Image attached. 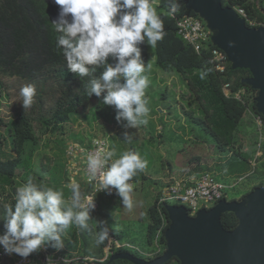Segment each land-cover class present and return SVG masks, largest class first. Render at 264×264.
<instances>
[{"label":"trees","instance_id":"1","mask_svg":"<svg viewBox=\"0 0 264 264\" xmlns=\"http://www.w3.org/2000/svg\"><path fill=\"white\" fill-rule=\"evenodd\" d=\"M221 1L223 7L243 11L244 17L238 16L245 21L247 28L264 27V0ZM187 3L188 0H179L178 10L172 13L168 0H151V6L163 20L166 31L164 38L153 48L154 65L165 74L176 73L181 77L186 88L191 91L188 99L196 103L194 108L183 110V114L211 138L210 148H205L201 139H195L194 153L184 159L180 169L181 178H199L208 174L215 182L226 186L219 201L240 202L255 189L264 187V136L261 142L259 139L254 141L256 152L260 153L255 157L243 152L238 138L244 119L250 114L261 117L264 135V118L256 110L257 91L243 84L245 79L251 77L248 70H233L221 51L224 55L222 60H214L212 50L217 47L211 39L202 44L198 53L181 39L176 22L184 17L202 20L208 30L206 22L187 9ZM58 7L52 0H0V99H4L3 95L5 99L9 98L4 79L24 85L31 83L37 89L30 108L23 110L20 101L11 105L12 108L5 106L6 112L0 111V214L5 205H14L16 188L29 176L38 186L62 190L65 200L71 204L69 199L72 190L68 188L70 179L66 173L65 157L68 144L64 146V143L57 142V161L44 155L38 169H33L32 158L40 147L42 136L55 138L62 134L64 126L72 118L91 106L98 113L101 105H104L95 95L87 97L85 85L89 77L81 78L69 72L63 56L56 49L58 33L50 22L57 17ZM140 47L146 66V43ZM160 97L166 98V94L162 93ZM8 109L12 111L7 112ZM149 114L152 118L157 113L150 111ZM35 127H38L39 133ZM72 140L81 146H89L91 142L81 137ZM213 156L215 161L210 163L209 158ZM171 168L168 165L170 173ZM137 179L144 181L146 176L138 171L130 181ZM237 181L245 184L243 186L249 185V191L243 194L238 191L237 196H229V186ZM161 192L155 195L147 207L144 243L154 251L152 255L120 242V232L106 223L109 236L103 244L97 245L100 225L99 221L94 222L92 211L95 210L90 212L86 230L72 226L63 234L62 250L57 252L48 245L45 247L57 256L76 259L72 264H131L124 260L109 262L111 256L122 253L147 262L159 258L166 251L165 233L171 225L165 208L179 206L170 202L159 204ZM221 225L230 232L236 229L238 220L233 213H224ZM2 232L3 221L0 220V234ZM110 239L113 242H109ZM108 242L109 248L105 253ZM166 264L180 262L174 258Z\"/></svg>","mask_w":264,"mask_h":264},{"label":"clouds","instance_id":"2","mask_svg":"<svg viewBox=\"0 0 264 264\" xmlns=\"http://www.w3.org/2000/svg\"><path fill=\"white\" fill-rule=\"evenodd\" d=\"M59 6L57 17L50 23L58 33L56 49L63 56L69 72L78 77H89L85 85L87 97L95 95L104 105L113 108L117 124L125 129L147 123L149 109L145 90L149 80L145 72L141 44L155 47L166 35L164 22L151 6V0H52ZM175 13L179 0H168ZM111 59V62H109ZM99 73V75H96ZM21 106L30 108L37 95L34 84L20 88ZM123 122V123H122ZM124 139L131 143L128 132ZM114 150L90 155L87 158L88 181H98V191L122 198L129 210L132 200L129 181L143 171L147 161L136 152L127 151L118 158ZM14 205H5L0 220V251L27 259L39 253L45 245L59 252L64 248L62 233L72 226L88 228L90 212L95 208L82 207L80 194L72 190L71 204L62 190L38 186L29 176L14 194ZM100 231L96 244L108 238L104 222L99 221ZM45 264H55L52 256Z\"/></svg>","mask_w":264,"mask_h":264},{"label":"rangeland","instance_id":"3","mask_svg":"<svg viewBox=\"0 0 264 264\" xmlns=\"http://www.w3.org/2000/svg\"><path fill=\"white\" fill-rule=\"evenodd\" d=\"M208 32L211 38L217 34L209 27ZM146 54L147 65L143 73L149 80V85L145 90L146 106L149 113L150 111L157 113L155 116L151 118L148 113L146 124L125 129L121 124H117L114 110L111 107L101 105L96 113L94 106H91L77 117L72 118L64 126L62 134H58L55 138L49 135L41 137L40 147L32 158V167L38 169L44 155L57 161L56 143L60 141L66 146L69 143H75L72 140L74 137H81L85 140L104 138L107 141L108 150L115 152L113 160L127 151L137 152L141 159L147 161L146 168L140 171L146 179L129 181L132 186V191L129 193L132 208L129 210L123 206L122 198L118 195L114 197L96 196L94 199L98 208L92 211V216L94 222L102 221L119 231L120 242L129 244L131 248L140 250L144 254L148 251L149 253L146 254L152 255L154 251L144 243L147 207L152 203L155 195L164 190L167 182L181 178L180 169L184 165V159L194 153L195 139H201L204 147L210 148L211 138L183 114V110L194 108L196 103L188 99L191 91L186 88L181 77L176 73L165 74L157 69L154 65L153 47L147 44ZM3 82L8 86L9 98L5 99L3 95L4 99H0V111L6 112L5 106L12 108L11 105L22 101L19 91L24 84L10 79H4ZM162 93L166 94V98L160 97ZM9 111L12 109H8L7 112ZM35 129L39 133L38 127ZM124 132L131 134V143L124 139ZM257 135L251 115L246 116L238 135L244 153L254 155V157L260 155L254 146V141L259 139ZM209 161L214 162L215 157H210ZM168 165L172 166L171 173ZM66 173L68 175L67 166ZM243 185L245 184L240 181L231 184L229 196H237L238 191L241 194L249 191L250 186ZM240 202H247V197ZM67 232L68 229L62 233V236ZM109 242L113 240L110 239ZM109 242L104 248L105 253L108 251Z\"/></svg>","mask_w":264,"mask_h":264},{"label":"water","instance_id":"4","mask_svg":"<svg viewBox=\"0 0 264 264\" xmlns=\"http://www.w3.org/2000/svg\"><path fill=\"white\" fill-rule=\"evenodd\" d=\"M187 9L202 18L217 34L211 38L232 65L248 70L243 84L257 91L256 110L264 118V27L249 29L234 9L221 0H188ZM134 152V151H132ZM170 227L165 233V253L150 262L128 253L113 255L109 262L166 264H264V187L255 189L247 202L219 201L212 209H202L190 217L184 206H166ZM233 213L238 226L225 231L224 213Z\"/></svg>","mask_w":264,"mask_h":264},{"label":"built area","instance_id":"5","mask_svg":"<svg viewBox=\"0 0 264 264\" xmlns=\"http://www.w3.org/2000/svg\"><path fill=\"white\" fill-rule=\"evenodd\" d=\"M235 12L237 15L244 17L242 10H235ZM176 27L181 39L192 46L196 53L200 52L203 43L211 39L210 33L204 27L202 20L198 18L184 17L176 22ZM212 56L217 62L224 57L218 49L212 50ZM218 68L221 69L220 67ZM251 117L258 132L259 142H261L264 136L262 134V119L259 116L251 115ZM105 150H108L107 141L99 138L92 139L89 146L69 143L65 148L66 166L70 179L68 188L70 190H73V188L78 190L82 207L89 208L94 203L95 208L93 210H96L98 206L94 197H114L116 195L115 189L112 190V194H106L105 191L97 192L99 176L97 181L92 183L88 181V156L102 153ZM225 190V185L215 182L208 174L199 178L194 176L180 178L166 183L164 190L161 192L159 204L165 202L176 203L179 206H184L188 210L190 217H195L203 207L207 209V207L216 205ZM71 198L72 195L69 199L70 203ZM48 256H52L55 264H72V262L76 261V259L57 256L56 253L49 252L44 246L39 253H33L27 259H22L15 254L9 256L0 251V264H45Z\"/></svg>","mask_w":264,"mask_h":264}]
</instances>
